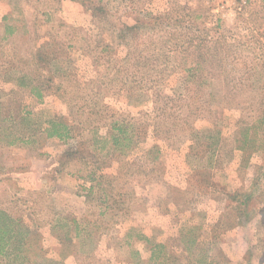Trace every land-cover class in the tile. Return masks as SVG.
<instances>
[{"label":"rangeland","instance_id":"obj_1","mask_svg":"<svg viewBox=\"0 0 264 264\" xmlns=\"http://www.w3.org/2000/svg\"><path fill=\"white\" fill-rule=\"evenodd\" d=\"M1 169L0 264H264V0H0Z\"/></svg>","mask_w":264,"mask_h":264},{"label":"trees","instance_id":"obj_2","mask_svg":"<svg viewBox=\"0 0 264 264\" xmlns=\"http://www.w3.org/2000/svg\"><path fill=\"white\" fill-rule=\"evenodd\" d=\"M21 235L22 230L19 229L18 219L0 208V246L3 248L16 238L20 241L24 240L26 237L22 238ZM13 250L16 251L17 248ZM10 264L16 263L11 262Z\"/></svg>","mask_w":264,"mask_h":264},{"label":"crops","instance_id":"obj_3","mask_svg":"<svg viewBox=\"0 0 264 264\" xmlns=\"http://www.w3.org/2000/svg\"><path fill=\"white\" fill-rule=\"evenodd\" d=\"M5 170H6V169H5ZM3 171H4L3 169L0 170V175H3Z\"/></svg>","mask_w":264,"mask_h":264}]
</instances>
